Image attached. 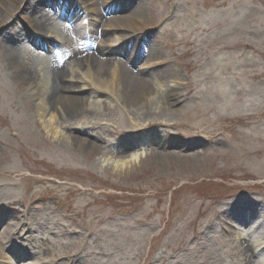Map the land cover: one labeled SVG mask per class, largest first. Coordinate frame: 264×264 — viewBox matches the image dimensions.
Returning a JSON list of instances; mask_svg holds the SVG:
<instances>
[{
	"label": "rangeland",
	"instance_id": "1",
	"mask_svg": "<svg viewBox=\"0 0 264 264\" xmlns=\"http://www.w3.org/2000/svg\"><path fill=\"white\" fill-rule=\"evenodd\" d=\"M48 1L0 7V264H264V0H98L100 52L146 96L92 83L57 110L39 81L88 24Z\"/></svg>",
	"mask_w": 264,
	"mask_h": 264
},
{
	"label": "bare ground",
	"instance_id": "2",
	"mask_svg": "<svg viewBox=\"0 0 264 264\" xmlns=\"http://www.w3.org/2000/svg\"><path fill=\"white\" fill-rule=\"evenodd\" d=\"M16 1L17 0H0V7L8 12L10 7L7 8L6 4L15 3V5L9 11V16L14 17L16 16V12L20 8V4L24 5L25 3V0H20L19 4H17ZM88 2L89 0L82 1V3L85 5ZM87 8L88 7L86 6L85 10H88ZM28 12H32V10L30 11L29 9ZM2 15L3 14L0 12V19L2 18ZM101 16L102 14L100 13L99 17ZM119 22L120 19H117L116 23L118 24ZM116 23L111 26H115ZM93 28L94 30L92 32L89 31V33L85 35V40H87V42L86 46L83 49L76 51L75 54L69 55V57L66 55L59 58H53V62H51L52 79L46 78L45 80H43L44 82L39 81V83L45 86L44 89L39 90V92L44 93V95L41 94L37 96H43L46 98V100H50V103L53 104L49 105L50 109L55 108V110H57L59 104L62 103L63 100H67L70 107L76 106L78 102L86 99V96L78 95L81 91L84 90H78V87L83 88L86 86L91 88L92 83L101 86L102 88H106V85L110 84L111 88L124 92V94H122L124 97L121 96V98L122 101L128 105H130V103L133 104V102L137 101L138 99H143V97L146 96L147 87L150 85V79H143L133 70L128 68L127 64L123 62L116 61V63L118 64L113 65L115 58L111 56L106 57L100 52V50L108 53L110 51H113L111 49H108L109 47L105 46L106 42L110 38L111 33L106 29L98 31L96 27ZM132 28H135L133 24ZM20 37H22V35H19V39ZM122 38H133V34L130 32ZM42 40L43 39H41V41ZM78 59L82 60L74 65L76 66V69L71 74H68L69 66L72 64L71 62ZM145 59L150 60L149 47L147 48ZM82 61L84 63H82ZM82 65H85V68H87L90 78L89 80H85L86 84L81 85L80 78L76 77L75 74L76 72L82 70ZM106 67H108L109 69L106 70ZM108 72H110L111 74H109ZM117 92H114L113 94H117ZM56 131L58 134H60V136L68 138L66 134H63L62 130L61 133L58 130ZM70 138H72V136H70ZM81 143L82 145L84 144V142L82 141ZM2 255V251H0V260ZM10 264H18V262L14 263L13 261H11Z\"/></svg>",
	"mask_w": 264,
	"mask_h": 264
}]
</instances>
